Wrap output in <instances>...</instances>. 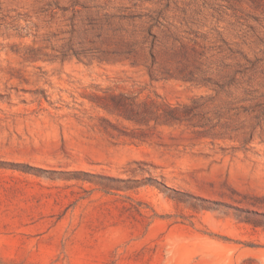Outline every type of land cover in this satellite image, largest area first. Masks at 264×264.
I'll use <instances>...</instances> for the list:
<instances>
[{
    "label": "rangeland",
    "instance_id": "rangeland-1",
    "mask_svg": "<svg viewBox=\"0 0 264 264\" xmlns=\"http://www.w3.org/2000/svg\"><path fill=\"white\" fill-rule=\"evenodd\" d=\"M0 264H264V0H0Z\"/></svg>",
    "mask_w": 264,
    "mask_h": 264
}]
</instances>
